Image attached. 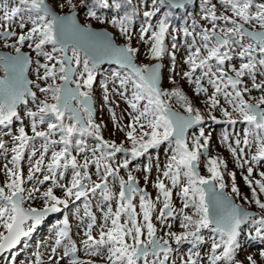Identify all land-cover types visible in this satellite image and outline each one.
Masks as SVG:
<instances>
[{"label":"snow or ice","instance_id":"snow-or-ice-1","mask_svg":"<svg viewBox=\"0 0 264 264\" xmlns=\"http://www.w3.org/2000/svg\"><path fill=\"white\" fill-rule=\"evenodd\" d=\"M187 2L173 0L169 7L183 8ZM80 3L87 10L88 18L111 24L127 42L117 45L108 31H95L90 25L78 23L77 5L73 0H65V3L3 0L0 3V40L15 53L0 54V72L3 73L0 75V155L9 151L2 137L9 135L4 130L14 120L21 119L18 108L29 103L35 106L34 110L25 107L32 135L24 126L18 127V134L11 135V167L4 165L6 180L0 184V260L6 259V253H11L30 237L49 213L61 212L70 202L75 204L83 198V216L89 222L81 245L85 255L103 258L105 264H177L178 261L179 264H243L237 259L243 226H254L253 238L264 241V214L254 217L225 191L229 187L225 182L227 163L221 157L208 156L210 133L206 135L201 127L199 134H194L189 142L188 130L202 124L204 115L180 87L165 89L161 86L159 62L137 63L139 49L132 46V40L133 22L138 12L132 7V0H80ZM65 6L71 9L70 14H59L57 8ZM201 9L200 19L204 24L194 21L191 28L171 31L170 13H164L152 23L160 9L144 11L145 23L140 26L138 39L148 45L153 60L170 55L174 71L175 51H169L165 41L170 36L171 49L178 50L182 34L187 49L184 63L188 70L179 75L194 86L195 95L206 97L208 116L213 121L217 118L212 112L219 108L227 123L244 125L241 131L233 133L234 140L229 142V134L225 133L223 141L236 166L246 167L243 180L251 197L241 196L235 172H227L231 178L230 193L264 211V199H261L264 171H259V178H254L256 166L264 167V0H202ZM98 10H109L113 14L102 16ZM14 27L20 31H15ZM25 46L35 54V61L22 51ZM105 61L124 70L114 71L111 76L114 82L118 81L122 89L118 94L130 109H126L129 123L120 125L110 105L108 110L117 131L124 132L131 148L105 140L102 125L94 119L93 85ZM33 63L36 79L45 86L26 77ZM170 82L176 84L171 77ZM29 85L38 89L44 98ZM103 88V99L108 104L106 83ZM129 88L130 96L126 95ZM253 90L261 94L253 97L250 95ZM173 99L183 113L173 109ZM221 99L231 111L221 104ZM86 137L94 138L97 143L90 146ZM37 138L42 140L39 148L35 145ZM164 142L174 147L163 168L156 165L159 175L152 186L158 195L153 199L128 171L130 160L117 162L116 156L130 153L135 159ZM26 151L30 154L25 176L21 161ZM37 153L39 157L33 161ZM202 157H207V176L198 171ZM69 169L71 178L63 183ZM122 169L127 172L126 179L120 174ZM144 171L150 173L151 165ZM144 180L148 182L147 175ZM29 182H34L31 187L26 186ZM46 182L50 185L42 191L41 186ZM117 182L119 190L113 191L112 186ZM54 189H61L63 198L54 194ZM175 189H179L176 195L182 202L179 210L173 205ZM97 196L100 223L91 210V200ZM137 198L138 205L134 203ZM37 199L43 202L41 208L25 206ZM158 204L162 206L158 208ZM76 212H80L79 207ZM154 214L155 220L167 231L157 228ZM177 216L183 229L179 233L171 231L169 222V218ZM203 230L216 234L209 237L210 249L204 257L199 251H192L205 242ZM159 231H163V235H158ZM248 235L251 236V231ZM65 240L67 243H63ZM185 243L191 245L189 254L178 257L177 248ZM58 249H61L59 254ZM79 252L77 243L70 238L69 221L65 216L62 227L55 228L54 246L47 264H61L65 259L66 264H94L91 259H82ZM259 255L264 257V250ZM15 258L12 255L13 261ZM247 261L257 264L250 255ZM31 264L46 262L37 252Z\"/></svg>","mask_w":264,"mask_h":264},{"label":"rangeland","instance_id":"rangeland-1","mask_svg":"<svg viewBox=\"0 0 264 264\" xmlns=\"http://www.w3.org/2000/svg\"><path fill=\"white\" fill-rule=\"evenodd\" d=\"M50 2H51V0H50ZM59 2L65 3V0H59ZM0 3H3V0H0ZM73 3L77 5L78 20L80 21L81 24H83V25L91 24L92 26L97 27V28L104 27L114 34V39L117 43L124 45L127 42L125 37L120 35L119 30L117 28L113 27L111 24H108V23L102 24L97 20L88 18L86 15L87 10L81 5L80 0H73ZM201 4H202V0H197V9L195 7H190L189 9H192L191 12L193 14H199L201 12ZM132 7H135V9L138 12V15L135 17L134 22H133V27L135 29V35H134V38L132 40V46L139 49L138 56H137V63H139V64H151V63L155 62V60H153L150 56V53L148 51V45L145 46V44L138 39L140 26L145 23V18L143 17V12L148 11V10H152L153 8H156V7H158L160 9L157 16L153 18L152 23H155L157 20L161 19L163 17L164 13H166V12L170 13V15H169L170 21L173 18H180L183 21L184 18H186L188 16L187 15L188 13H185V9H180L179 11H175V10L171 9L163 0H151V1L150 0H132ZM129 10L131 11V7L129 8ZM57 11L59 14H66V13H70L71 9L67 6H65L63 9L57 8ZM99 14L102 16L110 17L113 13L110 12L109 10H102V11H99ZM170 21H169V23H170ZM200 23L204 24L205 22L203 20H200ZM173 26L174 27H171V29H175L176 25H173ZM171 29H170V31H171ZM14 30L18 31V32L20 31L16 27H14ZM173 34H175V33H173ZM168 42L171 43V37L170 36L166 39L165 44ZM183 44H184L183 40L182 39L180 40V38H179V50H180V46ZM144 46L146 47L145 51H144ZM167 46H168V48L169 47L171 48V46H169V44ZM49 48H50V46H49ZM0 49L8 50V51L14 53V50L12 48L4 47V42L2 40H0ZM22 50L28 51L30 53L33 61H35L37 59L35 54L33 52H31V50L28 49L27 46H25ZM175 55H176V60L178 62H180V64H181L182 70L185 71V69L183 68V65H185L184 60L186 58L187 53H180V52L175 51ZM170 59H172L171 56L166 55L161 60L158 61V62H160V65L162 67V69L160 70L161 86L165 89L180 87L185 92V94L192 100L194 106L201 105L202 102L200 100V97L193 95L191 93L189 87H187L183 81L178 79L180 77L182 78V76L179 75V73H177L178 76H176L175 74H170V72H171L170 69H173L172 67L166 69L168 71H167V73H165L164 62L165 63H167L168 61L171 62ZM41 62H43L42 58H41ZM30 67H31V69H29V72H28L30 80H32L34 83H40L41 86H45L44 82L38 81L36 79V74L34 71L36 65L33 63ZM104 69H106V70H104V72L102 74H104L106 77H109V78H112L111 72H114V71L123 72L124 71L123 69H119L117 67H105ZM1 75H3V73H1ZM169 76H172L171 78H174L176 80V84H173L170 82ZM107 82L108 81H106V80L104 81V84L106 83L107 88H108V95H109V103L108 104L104 103V99H103V96L105 95L104 88H103L104 84L101 86V84L98 82L93 87L92 95H93V101H95L93 103V107H94V112L96 111L94 119L96 120L97 123H100L102 125V135L104 136V138L111 140V141H114L116 143H128L125 139L124 132L117 131L116 124L113 122L112 115L109 112L108 108L110 105L114 109L116 116L118 118L121 117L123 119H125L124 115L127 114V111H130V110L128 109V106H127L125 100L123 98H119L117 95H115L113 93L114 92V89L112 87L113 84H111L110 82L109 83H107ZM48 83H51V81L49 80ZM57 83H59V81H57ZM31 87H32L33 91H37V95L41 99L44 98L39 93L38 89H36L33 85H31ZM129 91L131 92L130 88H129ZM29 108L34 110L35 106L32 105L31 103H29ZM126 109H127V111H126ZM202 114L204 115V121L203 122L211 120V118L208 116V114H206V113H202ZM20 117H21L20 120H15V121H17L14 123L15 132L13 130V124L11 125L12 129L4 130V131L9 133V135H4L2 137L4 139V141L6 142V148H8L9 151L5 154L0 155V184H2L6 180V175L4 172V165L8 164V166L11 167V164L9 163V161L11 160V156L13 155V153H11V151H10V149L13 147L11 135L12 134H18L17 130H18V127H20V126H24L26 132L29 135H32L31 130H30V126H29L30 121H29V118L25 114V110H23V112L20 113ZM216 118L220 122H222V120L225 121L222 116H216ZM123 119L119 120L120 125H124ZM44 127H46V126H41L42 129ZM201 127H203L204 130L207 132V134H209L210 129L206 128L205 126H201ZM232 140H234V139H230L229 142H231ZM41 143H42V140L37 138V140L35 141L36 147L39 148ZM219 149L220 150L222 149L221 151H222L223 155H221V153L218 151ZM153 150L154 151L149 152L147 154V156L141 158L140 160H133L129 164L128 171H131L132 174L137 178L139 183L142 184V185L139 184V186L145 188L151 194L152 198L155 199V197L158 195V192L152 185L155 182L156 177L159 175L157 168H156V165L158 163L161 166V168H163V166L167 163L168 157L171 155V151H168V156H165L164 153L160 151V145L153 148ZM0 151H2V150H0ZM215 151H217V152H215ZM29 154H30V152L26 151L25 157L21 161V166H22V169H23L25 176L27 175L28 168H29V161L27 158ZM208 155H210L211 157H214V156L215 157H223V159L226 161L227 171L225 172V182H226V184H230L229 186H231V178L227 175V172H235L237 175L238 174L241 175L243 173V171L246 172V168L240 169L236 166V163L234 162V158L231 156V153L228 151V148H226V150H225L222 147H219V143H217L216 138H214L212 141H210V145H209V149H208ZM48 156H50V152H49ZM38 157H39V153H37L36 157H33V161L35 159H37ZM228 157H229V160H227ZM47 159H48V157L46 156V162H47ZM78 159H79V157H78ZM116 159H117V162L124 160L122 157H116ZM149 165H151L152 171L150 173H145L144 168L146 166H149ZM94 170L95 169L93 167L91 169V171L94 172ZM198 170H199V168H198ZM263 170H264V167H263ZM120 174L122 176H124L125 179L127 178V172L125 170L122 169ZM37 175L40 176L41 174L38 173ZM145 175L148 176V182L147 183L144 180ZM41 178H42V176H41ZM70 178H71V169L66 171L65 180L62 182L67 183L70 180ZM93 179L95 180L96 177L93 176ZM165 182L168 183L167 181H165ZM33 183L34 182H29L26 186L31 187ZM239 184H240V186H239ZM49 185H50V182H46L44 186H41V190L43 191ZM241 185H242L241 183L237 182V186L240 188V190L242 188ZM112 187H113V191H118L119 190L118 182L115 183ZM248 189L249 188L247 187L246 191L241 193V196L249 195V193H251V192H250V189L248 192ZM178 191H179V189H175L173 192V205L175 208H177V210H179V208L182 207V202L180 201L179 197L176 195V192H178ZM225 191L228 192L234 198L236 203L243 205L245 208L258 210L259 212H261V214H264V211L256 208L253 204L250 205V203H247L246 201H244L240 197H236L233 194H231L229 187H227L225 189ZM54 194H56L58 197L63 198V192L61 189H54ZM250 197H251V195H250ZM99 200H100V198L98 196L91 200V210L97 216L98 223L102 222L101 212L96 207ZM134 203H137V205H138V198L136 200H134ZM83 204H84L83 198L81 199V201H77L75 204H72L70 202L69 207L67 209H62L61 213L58 216H55L52 219L47 220L46 222L41 224L39 227L36 228V230L31 234V236L25 238L16 249H13L11 253H6L5 254L6 259L0 260V264H31L32 260L34 259V253H37V252L42 255V259L47 264L48 257H49V255H51V247L54 246V240H55V235H52L50 232L55 231L56 227H62V221H63L65 216L68 218V221H69L70 238H71V240H73L77 243V246L80 249L79 255L81 256V258L85 259V260L91 259L94 261V263L105 264V260L103 258L91 257V256L84 254L83 246L81 245V241L86 238L83 235V233L86 229V227H83V224L86 222L87 217L83 216V211H84ZM112 204H113V210H115V207H116L115 201H113ZM29 205L37 208V207L43 205V202H42V200L37 199L35 201L28 202V204H26L25 206H29ZM161 206L162 205H159V204L157 205L158 208ZM77 207L80 208V212L78 214L76 212ZM105 210H106V205H105ZM185 211H190V210L186 209ZM72 212L74 213V216L68 217V215ZM153 222L157 225L158 229L163 228V231L168 230L167 228H164L158 221L155 220V214H154ZM169 222L172 225L171 231H175L177 233L183 231V229L180 227V217L179 216H177L175 219L169 218ZM45 225H47L51 228L50 232L45 234V235L40 234V228L45 226ZM80 228H84L83 231H80ZM163 231H159L158 235H163ZM249 232H250V229L247 228L246 232H244L245 236L248 237ZM93 234L94 235L96 234L95 230H94ZM203 234L205 235V242L203 243L204 246L201 245V247L198 246L197 249L196 248L192 249V251H199L202 257H204L205 254L210 249L211 239H209V237L216 235L214 233H210L209 230H203ZM253 234H255V233L253 232ZM242 235H243V233H242ZM239 240H240L241 248L237 254L238 260L242 261L243 264H248L247 257L250 255L257 261V264H264V257H261L259 255L260 251L264 250V241H261L252 247V246L245 245V243H244L245 237L244 236H240ZM63 243H67V240L63 241ZM63 243H62L61 248L63 247ZM173 246L177 247L175 245H173ZM189 249H191V245L185 243V244H183L177 248L176 255L178 257L187 256L189 254ZM60 251H61V249H58V254L60 253ZM12 255H15V257H16L14 261L11 259ZM61 264H66V259L64 261H61ZM177 264H179V261L177 262Z\"/></svg>","mask_w":264,"mask_h":264},{"label":"flooded vegetation","instance_id":"flooded-vegetation-1","mask_svg":"<svg viewBox=\"0 0 264 264\" xmlns=\"http://www.w3.org/2000/svg\"><path fill=\"white\" fill-rule=\"evenodd\" d=\"M214 2H216V0H214ZM219 6V5H218ZM201 15L202 14H192V16H193V22L195 21V22H197V23H199V24H201L200 23V17H201ZM193 22H192V24H193ZM172 61V60H171ZM234 63H238L237 61H234ZM172 68H173V61H172ZM183 68L185 69V71L186 70H188V68H187V65L185 64V65H183ZM165 71V70H164ZM170 74H175L176 76H178V74L177 73H182V67H181V64H180V62H178L177 60H175V70L173 71L172 69H170ZM2 73V72H1ZM1 73H0V75H1ZM165 73H166V71H165ZM168 76V75H167ZM170 77H172V76H169V78ZM179 80H181V81H183L184 83H185V85L187 86V87H189V89H190V91H191V93L193 94V95H195L194 94V91H193V87L194 86H192V85H190V84H188V82L186 81V79H183V78H178ZM205 86L206 87H209V91L211 92L212 91V89H211V87L210 86H208L207 84H206V82H205ZM251 86V84L249 83V87ZM261 93L259 92V91H257V90H253L252 92H251V96H253V97H258L259 95H260ZM195 96H197V95H195ZM197 97H200V100H201V105H196V106H194V107H196V108H199L200 109V111H201V113H206V114H208V111H207V106H206V104H205V99H206V97L203 95V94H201V95H199V96H197ZM254 102V101H253ZM171 104H172V107H173V109L174 110H176V111H179V112H181V113H183V109H182V107L178 104V103H176V101H175V99H173L172 101H171ZM221 104L224 106V107H227V108H229V111H231V108L228 106V105H226V104H224V102H223V99H221ZM130 110V109H129ZM212 115H216V116H222L223 118H224V120L225 121H223L222 120V122H220V121H218L217 119H216V121H213L212 119L211 120H209V121H205V122H203L202 124H200V125H194L191 129H189L188 130V138H189V142H191V137L195 134V135H198L199 134V128H201V126H205L206 128H208V129H210V134H211V139H210V141H212L213 139H214V133H216V134H221V133H224V132H228V131H230V130H235V132H239V131H241L242 130V128L244 127V125L243 124H240V123H237L236 125H231V124H229V123H227V118H225L223 115H222V113L220 112V110H219V108H217L216 110H214L213 112H212ZM218 121V122H217ZM205 133L207 134V132L205 131ZM235 138V137H234ZM85 139H88L87 137L85 138ZM105 140H108V139H106V138H104ZM108 141H111V140H108ZM95 143H97V141H95L94 142V144ZM217 143H219V147H224L225 148V150H226V148H227V145H226V143L223 141V139H221V140H217ZM93 144V145H94ZM118 144H120V143H118ZM124 144V146L126 147V148H131V144H130V142H128V143H123ZM172 147H174V145H169L168 144V142H164L163 144H161L160 145V151L161 152H163L164 153V155L165 156H168V151H171V148ZM151 149H153V148H151ZM151 149H149L148 150V152H150L151 151ZM222 150V149H221ZM220 149L218 150L220 153H221V155H223L222 154V151H221ZM215 152H217V151H215ZM171 154H172V152H171ZM144 155H146V153L144 154ZM143 155V156H144ZM143 156H139V157H136L135 159H137V160H140L141 158H143ZM208 156H210V155H208ZM116 157H122L123 159H129L130 160V162H132V160H134L132 157H131V154L130 153H117V156ZM211 157V156H210ZM215 157V156H214ZM221 158H223V157H221ZM118 159V158H117ZM116 159V160H117ZM206 160H207V157H202L201 158V161L199 162V172H200V174L201 175H205V176H207V175H209L208 174V172H207V168H206ZM140 184V183H139ZM140 185H142V184H140ZM141 188H143V187H141ZM254 205L255 206V204L254 203H250V205Z\"/></svg>","mask_w":264,"mask_h":264},{"label":"water","instance_id":"water-1","mask_svg":"<svg viewBox=\"0 0 264 264\" xmlns=\"http://www.w3.org/2000/svg\"><path fill=\"white\" fill-rule=\"evenodd\" d=\"M164 2L165 3H167L168 5H171V4H173V0H164ZM196 2H197V0H188V2H187V4L186 5H193V4H196ZM172 9H174L175 11H178L179 9H182V8H175V7H171ZM184 8V7H183ZM78 12V11H77ZM66 14H70V13H66ZM61 15H63V14H61ZM78 23H80V21L78 20ZM83 25V24H82ZM88 25H90L91 27H92V29L93 30H95V31H108L109 32V34L111 35V37H112V39H113V42L114 43H116L117 45H121L122 46V44H119V43H117L116 41H115V39H114V34L111 32V31H109L108 29H106V28H104V27H101V28H97V27H94V26H92L91 24H88ZM22 51H24V50H22ZM24 52H26V53H29L28 51H24ZM4 53H8V54H15V53H13V52H10V51H8V50H2V49H0V54H4ZM30 54V53H29ZM158 61H155V62H153V63H157ZM160 63V62H159ZM152 64V63H151ZM105 65H108V66H111V67H118V68H120V66L119 65H116V64H114V63H110V62H107V61H105L102 65H101V67H103V66H105ZM29 72V71H28ZM28 72H26L25 73V75H26V77L28 78V79H30V77H29V75H28ZM29 87H31V85H29ZM199 171V170H198ZM232 199L234 200V198L232 197ZM234 202H235V200H234ZM236 203V202H235ZM238 204V203H237ZM243 206V205H242ZM244 207V206H243ZM245 208V207H244ZM246 209H248L252 214H253V216L255 217V216H257L260 212L258 211V210H255V209H249V208H246ZM56 213H58V212H56ZM56 213H49L46 217H45V219H47V220H49V219H51V217L54 215V214H56ZM40 225V224H39ZM38 225V226H39ZM19 246V245H18ZM17 246V247H18ZM94 264H99V263H94Z\"/></svg>","mask_w":264,"mask_h":264},{"label":"built area","instance_id":"built-area-1","mask_svg":"<svg viewBox=\"0 0 264 264\" xmlns=\"http://www.w3.org/2000/svg\"><path fill=\"white\" fill-rule=\"evenodd\" d=\"M180 40H181V38H180ZM145 46H147L146 44H145ZM144 46V51L146 50V47ZM172 50V49H171ZM172 51H177V52H180V53H187V49H186V47H185V45L183 44V45H181L180 46V50L178 49V50H172ZM169 64V65H168ZM164 68H165V71H166V73H167V71L168 70H166V69H168V68H171L170 67V62L168 61L167 63H165L164 62ZM108 82H110L111 84H113V89H114V94L115 95H117L119 98H122L119 94H118V92H120L122 89H120V87H119V84H116V83H114L111 79H109V78H107L106 79ZM104 97V96H103ZM105 103V102H104ZM27 108H29V105H27L26 106ZM23 110H25V107H22L21 109H20V111H19V114L20 113H22L23 112ZM125 117H126V114L124 115ZM121 118V117H120ZM9 129H12V126H10L9 128H8V130ZM6 130V129H5ZM13 130H14V132H15V128H14V124H13ZM228 134H230V131H228ZM214 138H216L217 140H221V139H219V137L217 136V134L216 133H214ZM223 139V138H222ZM223 149H225L224 147H222ZM228 159V158H227ZM256 176H257V174L256 173H254V178H256ZM236 181L238 182V183H241L242 185H241V193L242 192H244V191H246V185H245V183H244V181H243V178H242V175H237L236 174ZM228 185H230V184H228ZM239 186H240V184H239ZM229 188H230V186H229ZM204 246V245H203Z\"/></svg>","mask_w":264,"mask_h":264},{"label":"trees","instance_id":"trees-1","mask_svg":"<svg viewBox=\"0 0 264 264\" xmlns=\"http://www.w3.org/2000/svg\"><path fill=\"white\" fill-rule=\"evenodd\" d=\"M99 11V10H98ZM248 192H249V189H248ZM250 195H251V193H249ZM250 195H248V197L250 198ZM261 199H264V196H261ZM256 208H258L257 206H256ZM259 209V208H258ZM258 218V217H257ZM247 228H249L250 229V231H251V236H245V234L243 235L244 237H245V241H244V243H248V245H250V246H254V245H256V244H258L259 242H261L262 240H260V239H255V238H253L254 236H255V234H253V232H254V230H253V228H254V226H249L248 225V227Z\"/></svg>","mask_w":264,"mask_h":264},{"label":"bare ground","instance_id":"bare-ground-1","mask_svg":"<svg viewBox=\"0 0 264 264\" xmlns=\"http://www.w3.org/2000/svg\"><path fill=\"white\" fill-rule=\"evenodd\" d=\"M96 80H97V79H96ZM107 83H109V82H107ZM69 216H74V213H73V212L70 213V214L68 215V217H69ZM88 222H89V221H88V218H87V219H86V222L83 224V227H86V224H87ZM83 229H84V228H80V231H83ZM50 230H51V228H50L49 226L45 225V226H43V227L40 228V234L45 235V234L49 233ZM50 233H51L52 235H55V231L50 232ZM245 245H248V243H245Z\"/></svg>","mask_w":264,"mask_h":264}]
</instances>
